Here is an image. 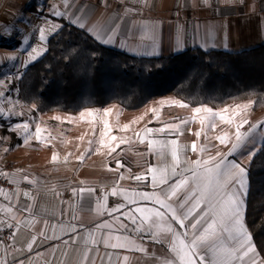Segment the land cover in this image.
Masks as SVG:
<instances>
[{
  "label": "crops",
  "instance_id": "obj_1",
  "mask_svg": "<svg viewBox=\"0 0 264 264\" xmlns=\"http://www.w3.org/2000/svg\"><path fill=\"white\" fill-rule=\"evenodd\" d=\"M67 2L68 7L65 8V0H0V32H4V35L0 36V80L4 81L3 84H0V92L6 94V92L13 89L14 85H18L27 67L34 62L28 63V52L33 47L37 48L38 51L48 49L50 37L61 28L57 26L63 25L65 22L71 23L69 17L83 23L85 25L83 30L94 38L98 34L104 39L110 30L115 29L116 34L112 42L105 44L96 40L108 47L137 56H169L185 50L205 49V47H207V50L218 49L235 52L264 45V0H208L207 3H204L203 0H105L104 3H101V0H67ZM53 6L61 12H66V16H52ZM145 23L149 26L155 25V31L153 32L151 27L145 29ZM74 26L79 27L78 25ZM117 26L119 27L117 28ZM40 28L45 30L47 37L45 41L40 40ZM86 29H92V32L90 33ZM178 36L179 44L177 43ZM225 44L227 47H225ZM45 53L46 51L43 55ZM145 53L158 54L149 55ZM10 56H16L18 59L15 61L9 60L8 57ZM25 65L27 66L25 67ZM169 95L154 99L138 109L139 114L131 121L132 127H128L127 132H122L123 138L131 143H122L116 148L117 150L127 148L117 159L123 167L117 170V160L104 161L105 166L101 169L103 173L96 178L46 174L50 162L40 163L39 155L45 151L46 147L43 148L39 143L32 146H25L29 143H23L7 152L10 153L7 155L17 159L24 166L9 173V177L17 183V186L8 190L11 202L4 196H0V206H4V208L10 206L12 208L11 212L0 209V220L14 222L11 218L15 217L16 219L31 221L27 227L22 226L21 231L25 234L23 237L20 233H17V237L21 242L16 247H25V241L30 239L31 235H37V242L33 246V251H25L19 257L20 259L27 261L29 257L34 258L29 264H44L45 261L50 262V264H69V262L70 264H77L79 251L84 247V241L80 237L85 235V230L94 229L96 224L102 223L105 219H110L107 214L98 215L95 211L96 199H102L103 193L98 195L95 191L91 197L87 192L82 197L79 195L73 196L72 188L92 187L96 190L97 187L101 186L104 188L103 192L107 191L109 193L114 186L129 191L132 189L152 191L150 178L148 181L136 182L131 177L138 174L149 175L147 171L149 166L170 165L171 156L168 154L164 157H158L150 152L147 139L144 143H140L136 134L141 132L142 129L145 127L156 129L167 123L178 124L181 119H190L193 115L192 109L196 107L206 106L214 111L228 108L229 112L224 114L229 115L237 104L254 102L253 99H247L232 102L225 106L212 107L208 104L192 106L178 97L172 99L180 100L188 105V107L182 108L176 105L169 106L172 101L167 100L170 99L167 98ZM161 100L166 101L164 106L160 105ZM153 108L159 110V121L153 120L155 115L151 111ZM201 114L196 115L198 117ZM0 115L4 118L6 113ZM105 118L107 119L106 123H108L109 118ZM245 118L248 119L250 125L257 121H264V109L255 110L254 103H252L245 114ZM15 119L18 120V118ZM15 119L13 117L8 122H15ZM150 121L152 122L150 123ZM216 123L217 128L208 131L209 137H215L221 134L222 131H226L234 139V126H228L218 119ZM248 124H244L240 131L248 132L250 127ZM200 128L201 125L197 118L195 122L183 126L179 136L153 133L148 138L159 140L177 139L180 144L190 146L193 141L197 140L194 133ZM107 130L109 133L113 129L109 128ZM5 131L11 135L17 133L10 126ZM204 143L206 141L202 134L198 144ZM263 143L264 126H261L249 134L248 140L237 153L228 157L230 160H236L237 163L247 169L248 191L250 184L248 168L255 156L250 157L249 153L255 151L256 154ZM230 147L231 143L221 145L218 141L212 139L208 152L199 154L193 153L189 149L186 156L189 161H194L198 158V155L206 158L208 155L214 156L217 151L226 153ZM4 151L1 147L0 153ZM121 174L124 175L125 179H120ZM25 176L28 177V180L24 179ZM27 181L34 182L36 187L34 189L24 187L22 183ZM68 187L71 188L70 193L66 192ZM25 193L28 195L25 196ZM115 199L116 201L113 204L107 201L108 207L123 203L121 197H115ZM21 206H31V210L25 212ZM45 222H47V225ZM124 222L129 223L127 220ZM244 222L251 233L246 223V212ZM61 223L76 225V232L69 231L63 234L57 232L56 235L59 239H44L39 236L42 230L48 235H52L51 226ZM174 226L177 227L178 231H182L178 225L174 224ZM129 227H131L130 224ZM100 235V232L96 233L97 238ZM128 235L132 236L137 244H142L146 249L145 252L126 249L116 250L121 257L124 255L129 256L131 264H164L166 259L172 257L167 242L158 243L147 235L137 236L132 232H129ZM73 236L77 237L76 243H70L67 249H64L63 241H71ZM162 238L170 240L171 234H162ZM252 239L255 243L253 236ZM11 243L4 244L11 245ZM98 247L101 252L105 251L102 244ZM256 248L260 253L257 245ZM74 249L76 251H73ZM61 250H65L71 255H65L61 258ZM7 251L13 252V248L9 247ZM37 252L43 255L37 258ZM4 253L5 248L0 247V256H3ZM8 260L11 261L12 257L8 256ZM97 264H99L98 260Z\"/></svg>",
  "mask_w": 264,
  "mask_h": 264
},
{
  "label": "snow or ice",
  "instance_id": "obj_2",
  "mask_svg": "<svg viewBox=\"0 0 264 264\" xmlns=\"http://www.w3.org/2000/svg\"><path fill=\"white\" fill-rule=\"evenodd\" d=\"M104 2L105 0H101V3ZM203 2L207 3L208 0H203ZM67 7L68 2L65 0V8ZM51 15L65 17L66 12H61L53 6ZM69 20L72 24L85 29V25L78 20L71 19V17H69ZM57 27H62V25ZM144 27L145 29L151 27V30L155 31V25L149 26L145 23ZM86 30L90 33L92 32V29ZM115 34L116 30L112 29L106 38L102 39L97 34L95 39L107 44L113 41ZM3 35L4 32H0V36ZM39 37L41 41L47 39L44 28H40ZM177 43L179 44V36L177 37ZM225 47H227L226 44ZM204 50L207 51V47ZM45 51L47 49L38 51L37 48L33 47L28 52V63L35 61ZM8 59L15 61L18 57L10 56ZM3 83L4 81L0 80V84ZM3 95L4 93L0 92V96ZM159 103L164 106L166 101L161 100ZM252 103L254 102L237 104L229 115L224 114L229 112L228 108L214 111L206 106L196 107L192 109L193 115L190 119H181L178 124L167 123L163 127L156 129L145 127L141 132L137 133L140 143H144L145 139H147L150 152H153L158 157L170 154L171 164L149 166L147 170L149 175L138 174L131 177L136 182L148 181L150 178L152 191H138L136 189L129 191L128 189L114 186L111 188L110 193L107 191L103 192L102 199H96V213L98 215L107 214L110 219H105L102 223L96 224L94 229L85 230V235L80 237L84 241V247L79 251L77 264H97V260L99 264H131L129 256L124 255L121 257L116 250L126 249L145 252L146 249L142 244H137L136 240L128 235L129 232L137 236L147 235L158 243L167 242L172 257L166 259L164 264H264V256H261L257 251L252 235L244 222L248 195L247 169L237 163L236 160L228 159V157L233 156L244 146L253 130L264 126V121H257L250 125L248 132L240 131L244 124L249 123L248 119L245 118V114ZM172 105L182 108L188 107L187 104L180 100H172L169 106ZM4 111L5 109L0 107V114H3ZM151 111L155 113L153 120L159 121V110L153 108ZM107 112L108 110L106 109L105 113L107 114ZM196 114L201 115L197 117ZM84 115V112L80 113L81 117ZM89 115H91V110H89ZM0 118H2V115H0ZM197 118L201 128L194 133L197 140L193 141L190 146L180 144L177 139L159 140L148 138L153 133L179 136L182 132V127L190 122H195ZM57 119L59 118L57 117ZM217 119L228 126L235 127L234 139L226 131H222L221 134L215 137L208 136L210 129L215 130L217 128ZM128 127L127 124L124 125L125 129ZM10 128L18 133L22 130L25 143L30 139L28 135L30 125L27 121L10 126ZM105 128H108L107 123H105ZM42 131L41 127L37 125L34 136L39 143H44L45 138L42 136ZM189 131L191 130L189 129ZM202 134L206 143L198 144ZM103 135L104 133H102ZM118 139L121 144L130 142L124 138L111 136L112 141H117ZM212 139H215L221 145L231 143V147L226 153L217 151L214 156L208 155L206 158H202L198 155L196 160H188L186 153L189 149L193 153H206L209 150V144ZM101 143H103V140ZM116 147H119V144ZM116 147L110 148V153L115 152ZM254 155L255 151L249 153L250 157ZM83 158L84 154L82 153L78 159L82 160ZM52 159L56 160L55 154H53ZM116 164L117 170L123 167L119 160H117ZM184 165L187 166L185 167ZM0 174L5 177L9 176L6 171ZM24 179L28 180V177L25 176ZM120 179H125L123 174H121ZM170 181L172 182L170 183ZM95 191V188L92 187L72 188L73 196L79 195L82 197L87 192L91 197ZM27 195L25 193V196ZM109 195L121 197L123 203L108 207ZM0 196H4L11 202L7 189L0 188ZM21 208L25 212L31 210V206H21ZM0 209L7 212L12 211L10 206L7 208L0 206ZM11 220L14 222L0 220V232H3L5 228L12 229L11 235L7 237L12 242L11 245H5L4 238L0 237V247L5 248L4 255L0 256V264H29L34 258L29 257L26 261L19 257L25 251H33V246L37 242V235H31L30 239L25 241V247H16L21 242L17 237V233H20L21 237H23L25 234L21 231V228L22 226L27 227L31 221L16 219L15 217H12ZM125 220L129 223H125ZM45 223L47 225V222ZM129 224L131 227H129ZM174 224L178 225L182 231H178ZM69 231L75 233L76 225L70 223L53 224L51 226L52 235H48L42 230L39 236L44 239H59L56 235L57 232L63 234ZM97 232L101 233L99 238L96 236ZM162 234H171L170 240L162 238ZM76 241V236H73L71 241L64 240V249H67L70 243L75 244ZM101 244L105 249L104 252H101L98 247ZM9 247L13 248V252L7 251ZM73 251L76 250L74 249ZM42 255V253H36L37 258ZM65 255L71 254L61 250V258ZM8 256L12 257L11 261L8 260ZM44 264H50V262L45 261Z\"/></svg>",
  "mask_w": 264,
  "mask_h": 264
},
{
  "label": "trees",
  "instance_id": "obj_3",
  "mask_svg": "<svg viewBox=\"0 0 264 264\" xmlns=\"http://www.w3.org/2000/svg\"><path fill=\"white\" fill-rule=\"evenodd\" d=\"M168 94L192 106L253 99L254 109L263 110L264 45L235 52L194 48L169 56H137L103 45L65 22L18 82L19 98L41 113H79L112 104L136 110ZM248 176L246 223L264 256V143Z\"/></svg>",
  "mask_w": 264,
  "mask_h": 264
},
{
  "label": "rangeland",
  "instance_id": "obj_4",
  "mask_svg": "<svg viewBox=\"0 0 264 264\" xmlns=\"http://www.w3.org/2000/svg\"><path fill=\"white\" fill-rule=\"evenodd\" d=\"M167 98H170L167 100H172L177 97L170 94ZM33 106L19 98L18 85H14L12 90L0 96V107L4 108L6 113L4 118H0V148L7 149L0 153V161L6 157H12L7 155L10 154L7 152L11 148L25 143L22 131L11 135L5 131L6 128L27 121L30 125L28 133L30 139L27 141L29 144L25 146L39 143L34 136L37 125L43 130L44 143L39 144L46 149L39 155L40 163L50 162L45 173L58 176L78 175L84 178L100 176L103 173L101 169L105 166L104 161H116L121 156L127 148L116 149L117 151L110 153V148L116 147L117 144L121 145L119 139L112 141L111 136L123 138L122 132L128 131L124 125L132 127L131 121L139 114L138 109L128 110L119 104L88 107L79 113H41L36 112ZM89 110H91V115H89ZM81 112L85 113L83 117L80 116ZM13 117L18 120L15 119V122L9 123ZM105 117L109 118L108 128H105L107 121ZM109 128L113 130L108 133ZM102 133H104L103 136ZM102 140L103 143H101ZM82 153L84 158L78 159ZM53 154L56 155V160L52 159Z\"/></svg>",
  "mask_w": 264,
  "mask_h": 264
},
{
  "label": "built area",
  "instance_id": "obj_5",
  "mask_svg": "<svg viewBox=\"0 0 264 264\" xmlns=\"http://www.w3.org/2000/svg\"><path fill=\"white\" fill-rule=\"evenodd\" d=\"M248 125H250V123ZM22 166H24V164L19 163L17 159L6 157L0 163V173H3L5 171L10 173L12 170L17 169ZM22 185L29 189H34L36 187V184L34 182H28V181L23 182ZM15 186H17V183L12 181L9 176L5 177L4 175L0 174V188H5L7 190H10L14 188ZM70 191H71L70 187L66 188L67 193H70ZM103 191H104V188L101 186L96 188V194L98 195H101ZM108 201L109 203L113 204L115 203L116 199L115 197L109 195ZM11 232H12V229H7V228H5L3 232H0V237L4 238V243L9 244L11 242L10 240L7 239V237L11 235Z\"/></svg>",
  "mask_w": 264,
  "mask_h": 264
}]
</instances>
